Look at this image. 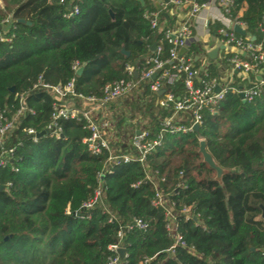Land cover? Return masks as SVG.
I'll list each match as a JSON object with an SVG mask.
<instances>
[{"label":"trees","instance_id":"16d2710c","mask_svg":"<svg viewBox=\"0 0 264 264\" xmlns=\"http://www.w3.org/2000/svg\"><path fill=\"white\" fill-rule=\"evenodd\" d=\"M1 1L0 29L8 18L14 22L3 35L9 42H0V109L10 117L19 108L17 97L24 96L33 114L19 119L2 148L13 153L0 170V264H104L108 246L116 242L117 224H108L98 208L86 212L81 207L93 195L106 154H89L82 143L89 132L75 121L57 122L60 139L47 135L33 143L27 130H46L53 105L50 96L33 86L39 77L50 87L73 79L76 95L98 98L106 84L128 79L126 66L140 73L153 61L168 60L171 46L164 32L175 27L176 18L158 14L151 28L150 15L157 10L149 0L143 5L138 0ZM231 1L232 19L244 25L252 45L264 50V0ZM74 5L78 13L66 18ZM221 28L210 23L209 35L218 40ZM183 56L198 69L206 56L204 45L193 42ZM229 57L208 64L205 79L223 84L231 71ZM75 64L83 68L80 76ZM255 83L250 76L249 82L238 78L229 87ZM164 89L175 101L185 94L182 78ZM157 98L143 84L124 99L130 117L146 122L137 128L151 138L172 113L171 106L156 107ZM201 120L196 133L163 134L146 161L164 179L159 188L176 209L192 207L195 221L177 216L185 247L169 252L173 241L161 211L150 204L152 187L131 188L144 176L139 164L121 165L104 176V200L111 212L121 221L136 217L147 224L145 232L125 234L123 264L144 259H150L148 264H264V94L243 103L228 92L213 114L202 111ZM122 124L123 119L119 128ZM200 141L224 172L219 180L198 153Z\"/></svg>","mask_w":264,"mask_h":264},{"label":"built area","instance_id":"2783aa9c","mask_svg":"<svg viewBox=\"0 0 264 264\" xmlns=\"http://www.w3.org/2000/svg\"><path fill=\"white\" fill-rule=\"evenodd\" d=\"M154 3L160 10L158 11L156 8L157 12L150 15L151 28L156 26L158 14L186 10L181 20L176 21L175 27L164 32V38L171 46L167 61H153L150 68L144 69L140 73L133 67L126 66L125 72L128 79L106 84L98 98L76 95L73 79L64 85L50 87L43 85L39 77L37 84L33 86V89H42L53 100L50 123L46 128L49 132L48 135L55 139L61 138V129L57 123L59 120L82 123L89 132V137L82 140V143L87 146L89 154L94 157L106 154L102 170L96 176L97 184L93 195L81 207L86 212L98 208L102 215L107 216L108 224H117L116 242L108 246L107 250L110 256L104 264H123V260L126 258L125 251L123 256H120L119 252L124 250L122 240L125 234L134 231L145 232L147 229V224L139 218L131 217L126 221H121L111 212L104 200L106 190L103 183L104 176L112 174L113 170L121 165L139 164L144 176L142 180L132 184L131 188L136 189L142 184L152 187L153 198L150 204L162 213L164 229L167 236L173 241V246L169 250L172 254L176 247H185L182 237L177 231V216L184 220H196V217L192 207L176 209L175 204L160 190L159 185L164 182V179L157 177V173L149 169L146 163L148 156L160 147L163 134L194 132V127L201 125L202 111L208 110L213 114L228 92L237 96L242 94L244 102H250L264 94V50L261 45H252L248 37L239 36L233 31L234 26L244 29V25L237 18L232 19L231 7L233 3L231 0H216L222 15V28L218 30L220 37L218 42L222 46L234 50L227 60L233 72L241 75L242 80L243 78L248 79L250 76L256 79V83L252 87L236 89L230 88L228 84H219L214 79L207 80L205 79L207 77L205 67L196 69L191 60L179 55L180 50H187L190 44L195 42L191 20L198 17L201 10L205 8V4H199L196 0H167L166 4L161 0H154ZM168 8L169 10L166 12ZM77 13L78 7L74 5L66 18ZM12 22L14 21L8 18L2 23V29L5 26L6 30L0 29V42H9V39L4 38L3 35L9 30ZM261 32L264 35V17ZM168 63L170 67L164 69V65ZM72 68L77 72L80 67L75 64ZM153 76H155L154 79H152ZM179 78H182L185 94L180 100L175 101L171 94L164 91V85H171ZM143 84H147L149 91L158 95L155 101L156 107L168 108L171 106L172 108L171 115L160 122V133L153 138L148 131L137 128L138 125H144L146 122L137 115L131 118L124 109V99L140 92ZM161 91L164 93L160 95ZM17 99L19 108L10 117H7V113L0 109L1 150L7 136L18 126L19 119L26 113L33 114L32 110L26 108L24 96H18ZM122 119L123 124L119 128L118 123ZM26 133L32 138L33 143L37 142L36 132L29 129ZM12 153V149L1 151L0 170L7 166ZM178 186L183 187L182 184ZM149 262L150 259H144L141 264Z\"/></svg>","mask_w":264,"mask_h":264},{"label":"crops","instance_id":"0c3cea01","mask_svg":"<svg viewBox=\"0 0 264 264\" xmlns=\"http://www.w3.org/2000/svg\"><path fill=\"white\" fill-rule=\"evenodd\" d=\"M205 4V8L201 10L198 17L191 20V26L193 28V34L195 42L204 45L205 57H202V65L199 67H207L208 64H217L223 60L227 55L233 53L229 47L222 46L219 44L218 40L214 39L209 35L208 25L210 23L218 22L222 25V15L217 6L216 0H208ZM186 10H176L175 12L166 13L168 16H174L176 21L181 20L185 15ZM184 14V15H183ZM183 15V16H182ZM241 16V12L238 17ZM3 30H6V27H3ZM180 52V51H179ZM264 73V69H263ZM245 77V76H242ZM241 78L231 69L230 74L226 81L223 84H231L235 79ZM242 80V79H241ZM249 81V78H243V81Z\"/></svg>","mask_w":264,"mask_h":264},{"label":"water","instance_id":"95a60500","mask_svg":"<svg viewBox=\"0 0 264 264\" xmlns=\"http://www.w3.org/2000/svg\"><path fill=\"white\" fill-rule=\"evenodd\" d=\"M138 1L143 5V0H138ZM161 1L164 2L165 4L167 3V0H161ZM156 8H157L158 11L160 10V8H159L158 6H157ZM110 15H111V13H110ZM163 15H164L165 17H167V14H165V13H163ZM233 31H234L237 35H239V36H245V35H246L245 30H244V29H241L239 26H234ZM250 41L253 42L254 39H251ZM151 50H152V51L154 50V46L152 47ZM186 51H187V50H185V49L180 50L179 55H180V56L183 55ZM121 54L125 55V57L128 56V53L125 52L123 49L121 50ZM82 71H83V68L80 67V68L77 70L76 75H77V76H80L81 73H82ZM154 77H155V76H153L152 79H154ZM215 91L217 92L218 89L216 88ZM163 93H164V91H161V92H160V95L163 94ZM242 97H243L242 94H238V98L241 99V101L244 103V101L242 100ZM197 130H198V127L195 126L193 131L196 133ZM48 134H49L48 130H44L43 132L38 133V134L36 135V137H37L38 139H41L42 137L47 136ZM198 153H199L200 156L202 157V161H203V163H205V164H206L211 170H213V171L216 173V179L219 180V179L221 178V176L224 174V172H223V171H222V170H221V169L215 164V162L213 161L212 157H211L210 154L207 152L206 147H205V143H204L203 141H200V142H199V150H198ZM260 208H261V211H262V217H264V208H263V207H260ZM193 221H195V219H193ZM119 254H120V256H123V254H124V250H123V249L120 250Z\"/></svg>","mask_w":264,"mask_h":264},{"label":"rangeland","instance_id":"374dc122","mask_svg":"<svg viewBox=\"0 0 264 264\" xmlns=\"http://www.w3.org/2000/svg\"><path fill=\"white\" fill-rule=\"evenodd\" d=\"M149 1H151V0H149ZM151 3H154V0H152ZM2 7H3V4H2V1L0 0V8H2Z\"/></svg>","mask_w":264,"mask_h":264}]
</instances>
